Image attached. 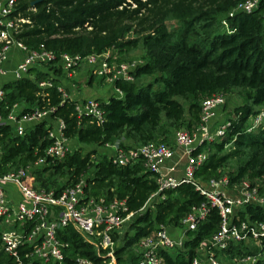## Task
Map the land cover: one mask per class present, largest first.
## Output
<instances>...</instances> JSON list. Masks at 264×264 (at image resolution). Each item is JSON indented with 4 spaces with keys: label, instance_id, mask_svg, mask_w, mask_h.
<instances>
[{
    "label": "trees",
    "instance_id": "trees-1",
    "mask_svg": "<svg viewBox=\"0 0 264 264\" xmlns=\"http://www.w3.org/2000/svg\"><path fill=\"white\" fill-rule=\"evenodd\" d=\"M245 1L14 0L9 14L15 25L14 39L30 50L51 51L55 58L43 68H31L28 77L4 83L0 113L6 117L16 103L22 106L19 115L34 108H53L51 118L62 120L64 135L77 143L63 158H47L32 170L35 187L59 194L84 178L86 196L125 201L123 214L131 216L124 223L128 228L121 240L119 230L112 234L115 264H138V253L128 250L138 248L142 238L162 227L170 232L181 228V220L192 208L205 204L206 215L194 230L186 232L183 245L159 251L162 264H192L201 243L221 224L219 211L196 190L194 182L222 177L231 158L240 157L235 170L227 173L229 183L247 179L264 195V123L246 132L250 117L264 107V0L251 13L238 11L230 17L229 13ZM168 13L181 23L180 28L167 30L164 19ZM222 19L230 32L217 31ZM140 42L146 50L145 60L131 74L135 81L154 76L153 81L138 85L117 79L112 87L119 88L122 96L98 99L104 115L102 124L89 116L78 117L76 101L70 97L63 100L58 91L63 77L61 54L110 52L109 61L121 63ZM43 81L50 86L40 87ZM236 88L241 91L242 103L232 109L225 135L192 152L196 156L206 151L207 157L191 180L163 190L153 200L149 198L158 190V174L148 171L141 157L123 165L114 163L112 150L105 147L118 142L120 148L129 150L148 142L172 143L169 135L173 130L193 131L198 126L204 99L220 93L226 96L227 104V94ZM50 129L51 124L42 121L15 135L10 124H0V173L26 167L43 157L51 143ZM97 147L109 153H99ZM225 147L229 152L224 153ZM57 177L63 183L57 184ZM237 219L264 220V208L247 205L236 210L233 222ZM29 228L27 224L25 230ZM57 237L65 244L64 264H76L78 257L93 264L110 260L107 250L97 252L72 225L58 230ZM31 250L25 245L20 253ZM223 254L244 257L250 252L243 243H231ZM12 263L13 258L2 247L0 228V264ZM25 263L56 264L28 258ZM253 264H264V259Z\"/></svg>",
    "mask_w": 264,
    "mask_h": 264
},
{
    "label": "built area",
    "instance_id": "built-area-1",
    "mask_svg": "<svg viewBox=\"0 0 264 264\" xmlns=\"http://www.w3.org/2000/svg\"><path fill=\"white\" fill-rule=\"evenodd\" d=\"M260 0H246L240 3L229 13L232 17L235 12L251 13L257 8ZM14 8V0H0V104L4 99L2 86L4 83L29 76L31 68H43L54 60L55 55L47 50H30L22 42L13 37L14 21L9 14ZM221 25L227 32L230 27L225 19ZM16 48L21 58L10 66L12 50ZM109 52L101 54L91 53L86 56L61 54L63 71L62 85L58 87L61 98L64 100L70 95L65 91L64 79L73 77L77 68L87 69L95 77H99L113 85L117 79L134 82L131 71L138 63L109 61ZM40 87H49V82H40ZM114 95L122 96L119 88H113ZM72 98V97H70ZM76 101L75 110L78 117L89 116L97 124L104 121L101 102L97 99ZM226 104V96L214 94L201 102L200 121L193 131L177 130L173 135L172 143L148 142L129 150H123L119 143L107 144L105 147L112 150L113 162L119 165L141 157L148 171L158 174V190L151 194L149 200L158 197L165 189L176 187L181 181L191 180L195 169L206 159V151L192 155L199 146L205 143L219 141L231 124L230 118H222V110ZM22 106L14 104L6 117L0 113V124L7 123L13 128L15 135H21L27 126L48 121L51 129L48 136L51 143L44 150V156L38 158L26 167L0 173V228L1 244L6 253L13 258L12 264H26L25 258L37 259L43 262L53 261L64 264L65 244L57 237L58 230L72 225L85 240L89 241L100 252L107 250L106 256L114 263L113 248L115 245L112 234L130 218L131 214H123L127 207L124 200L112 199L106 201L103 196H86L84 188L86 180L83 178L77 184L67 187L59 194L54 190L37 188L30 183L32 170L42 166L47 158L61 159L72 149L71 141L64 135V122L51 118V109L34 108L32 111L19 115ZM264 123V107L254 116L250 117L246 132H252ZM182 148L187 154L188 163L184 175L177 178L172 174L162 173L161 168L171 160L175 148ZM1 166V160H0ZM174 166L170 167L173 170ZM228 185H234L235 196H229L224 190ZM196 190L204 195L210 205L217 208L221 217L219 230L209 239L203 241L198 248L197 255L192 264H223L221 254L231 243H244L254 241L258 245L255 254L244 256L243 261L253 264L264 259V220L250 221L238 220L233 222L236 210L247 205H257L264 208V195L259 194L258 187L247 179L239 183H229L225 176L212 178L206 182H194ZM14 190L19 199L13 197ZM208 211L205 204L192 211L181 220V229L185 234L194 230L199 219ZM30 228L25 230V226ZM183 239L176 237L167 228L158 229L153 235L144 237L138 245V264H162L159 251L173 250L183 245ZM28 245L30 252L20 253V249ZM76 264H93L92 261L78 257ZM108 264V263H107Z\"/></svg>",
    "mask_w": 264,
    "mask_h": 264
},
{
    "label": "rangeland",
    "instance_id": "rangeland-1",
    "mask_svg": "<svg viewBox=\"0 0 264 264\" xmlns=\"http://www.w3.org/2000/svg\"><path fill=\"white\" fill-rule=\"evenodd\" d=\"M164 24L167 27L168 31H173V30L181 27V23L178 22L172 16L171 13H168L165 16ZM223 30H225V28L222 25L217 27V31H223ZM145 56H146V50L144 49L143 45L140 42L139 45L135 49L131 50L128 54H126L124 60H126L125 62L135 61L136 63L141 64L145 60ZM129 60H131V61H129ZM90 76H91V74L89 73V71L87 69H83V68L75 69L72 78L64 79V82H63L64 85H66V86L68 85V87L65 89L66 93L68 95H70V97H72V98L79 97L80 96L79 94L83 93L89 97H99V99L103 100V101L107 100V98L109 96L113 95L114 90L112 89L111 83H108L99 77H90ZM153 78H154V76H143V77L137 79L135 82L138 85H145L149 82H152ZM82 96H84V95H82ZM180 101L183 102L182 99H180ZM241 103H242V97H241L240 89H238V88L233 89L230 94H227V104H226V107H224V109L222 110V114H221L222 118H229V116L232 115L231 114L232 109L234 107L240 105ZM178 130H185V129L181 128ZM173 132L175 133V130L172 131V133L169 135L170 136L169 138L173 139V137H172ZM72 145L74 147H76L77 143L73 142ZM87 149H89V147ZM97 150L99 153H106V152L109 153L103 147H97ZM229 150L230 149L228 147H225L224 153L229 152ZM244 154H247V152ZM206 155H207V153H206ZM245 156L246 155H242L241 157H245ZM239 158L240 157L229 159L226 166L223 168V172H224L223 176H225L226 178L229 179L227 173L235 170V168L238 164L237 160ZM187 163H188V158H187V154L184 151V149L176 147L174 159L172 161V164L168 167V172L170 174H172L173 176L175 175V177H177V178H181L184 175V170H185V166L187 165ZM171 166H174L175 168H173V170H170ZM176 166H178V167H176ZM177 168H179V170H177ZM168 172H166V173H168ZM56 180H57V182H56L57 184L63 183V179H61L59 177H57ZM30 183L33 186L37 185L36 179L33 175L31 176ZM47 184H50V183H47ZM224 190L226 191V193L229 196H235L234 185H228ZM123 225L119 228V235H118L119 240H121L125 231L128 228V223H126L124 226ZM172 234L176 237L182 238L183 240H185L187 238L184 230L181 228L173 229ZM119 243H120V241H119ZM243 244L245 247H247L250 254H255L258 250V245L254 241L249 240V241L244 242ZM127 252L132 253V254H136V253H138V248L133 247L130 250H128ZM220 257L222 259L223 264H249L246 261H243L244 257H240V256L231 257V256H228V255L222 253ZM114 261H115V259H114ZM108 264H112V262L108 261Z\"/></svg>",
    "mask_w": 264,
    "mask_h": 264
},
{
    "label": "crops",
    "instance_id": "crops-1",
    "mask_svg": "<svg viewBox=\"0 0 264 264\" xmlns=\"http://www.w3.org/2000/svg\"><path fill=\"white\" fill-rule=\"evenodd\" d=\"M109 54H110V52H109ZM21 58V54H20V52L16 49V48H14L13 50H12V53H11V57H10V62H9V65L10 66H15V64L19 61V59ZM93 77H95V76H93ZM1 81H0V85H1ZM68 87V85L66 86V88ZM112 89H113V87H112ZM114 94V93H113ZM80 96L79 97H76V99H79V100H86V99H99V97H89V96H86L85 94H83V93H81V94H79ZM82 95H84V96H82ZM110 97V96H109ZM108 97V98H109ZM107 98V99H108ZM173 159H174V157L171 159V160H169L168 162H166L165 163V166L163 165L162 166V168H161V172L162 173H166V172H168V167L172 164V161H173ZM176 167H178V166H176ZM177 170H179V168H177ZM176 171V170H175ZM175 176V175H174ZM11 189L12 190H14V188H12L11 187ZM13 197L15 198V199H19V194L14 190L13 191Z\"/></svg>",
    "mask_w": 264,
    "mask_h": 264
},
{
    "label": "water",
    "instance_id": "water-1",
    "mask_svg": "<svg viewBox=\"0 0 264 264\" xmlns=\"http://www.w3.org/2000/svg\"><path fill=\"white\" fill-rule=\"evenodd\" d=\"M113 264H115V261H114V263Z\"/></svg>",
    "mask_w": 264,
    "mask_h": 264
}]
</instances>
